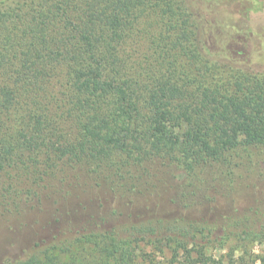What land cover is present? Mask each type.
<instances>
[{
  "label": "trees",
  "instance_id": "1",
  "mask_svg": "<svg viewBox=\"0 0 264 264\" xmlns=\"http://www.w3.org/2000/svg\"><path fill=\"white\" fill-rule=\"evenodd\" d=\"M203 5L0 0V218L59 225L1 264H264L263 61Z\"/></svg>",
  "mask_w": 264,
  "mask_h": 264
},
{
  "label": "rangeland",
  "instance_id": "2",
  "mask_svg": "<svg viewBox=\"0 0 264 264\" xmlns=\"http://www.w3.org/2000/svg\"><path fill=\"white\" fill-rule=\"evenodd\" d=\"M201 1L204 3V9L212 12L213 17L211 16V18L217 17L236 30L241 28L252 30L251 46L259 55L256 59L263 61L259 65L264 68V0H258V2L256 0ZM249 3L253 5L251 11L248 15H242L244 8L248 12L246 6ZM254 64L256 63L254 62ZM94 184L90 183L86 187H81L79 181H74L72 186L66 187V191H72L73 194L68 197L67 201L60 203L62 216L65 220L71 217H75L78 221L86 219L90 214H94L100 200L105 201L104 205L107 209L114 207L113 202L109 201V190L104 187H96ZM258 189L264 191V186H260ZM33 204L28 206L20 223L14 216L7 215L0 218V264L8 258H21L25 254H29L35 241L46 239L58 231L59 225L52 222L51 202L47 201L41 208L32 207ZM114 205L120 206L117 202ZM165 211L173 212L172 208L167 206ZM263 247L264 245L258 244L255 252L259 253Z\"/></svg>",
  "mask_w": 264,
  "mask_h": 264
}]
</instances>
